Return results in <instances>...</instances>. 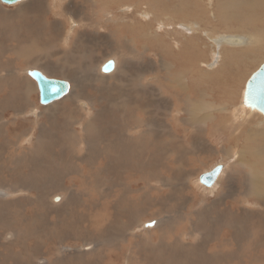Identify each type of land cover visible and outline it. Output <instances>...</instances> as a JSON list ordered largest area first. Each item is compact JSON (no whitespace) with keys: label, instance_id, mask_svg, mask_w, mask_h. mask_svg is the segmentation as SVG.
Wrapping results in <instances>:
<instances>
[{"label":"rangeland","instance_id":"374dc122","mask_svg":"<svg viewBox=\"0 0 264 264\" xmlns=\"http://www.w3.org/2000/svg\"><path fill=\"white\" fill-rule=\"evenodd\" d=\"M0 17V73L14 72L0 88V189L10 193L0 199V264L40 258L45 264H230L251 245L253 254L264 252V205L242 194L243 166L227 171L235 163L228 160L227 140L246 118L254 125L264 120L243 105L246 83L264 63V0H27L0 3ZM33 43L30 58L17 55L19 46ZM115 58L111 75L98 73ZM31 68L70 82L86 110L73 101L59 105L64 100L42 106L36 82L25 73ZM196 109L212 117L213 133L203 123H187ZM95 110L96 122L87 126ZM65 124L81 135L91 130L90 144L63 153ZM161 144L172 158L155 157ZM35 161L49 168L51 179L38 169L26 177ZM218 165L227 174L207 188L199 178ZM132 173L139 181L135 201L129 198ZM160 173L186 190L165 186ZM56 195L63 199L58 207ZM29 209L37 213L29 217ZM157 221L159 228L148 227ZM224 223L237 230L230 256L216 247ZM253 264L264 260L256 256Z\"/></svg>","mask_w":264,"mask_h":264},{"label":"bare ground","instance_id":"6f19581e","mask_svg":"<svg viewBox=\"0 0 264 264\" xmlns=\"http://www.w3.org/2000/svg\"><path fill=\"white\" fill-rule=\"evenodd\" d=\"M25 1L27 0H23L17 4H14V5H10L11 7H14V6H17V5H21L23 4ZM90 1V0H89ZM107 1V0H105ZM144 1V0H143ZM147 1V0H146ZM138 2V1H137ZM150 2V1H149ZM157 2V1H156ZM1 4H3L1 1H0ZM114 3V2H112ZM159 3V2H158ZM105 4V3H103ZM148 5H150L149 3H147ZM162 3H160L161 5ZM5 5V4H3ZM126 5V4H125ZM124 5V6H125ZM130 5V4H129ZM147 5V6H148ZM167 5V4H166ZM6 6H9V5H6ZM135 6V4H134ZM138 6V5H137ZM168 7V6H167ZM3 8V7H2ZM120 8V7H119ZM124 8H131L130 6L128 7H124ZM137 8V7H136ZM166 8V7H165ZM118 9V8H117ZM4 10V9H3ZM8 10V9H7ZM6 10V11H7ZM121 10V9H120ZM123 10V8H122ZM145 12H146V8L144 9ZM143 10V11H144ZM44 11V10H43ZM39 12V11H38ZM194 12V11H193ZM43 13V12H42ZM46 13V12H45ZM106 13V12H105ZM196 13V12H195ZM171 14V13H170ZM47 15V14H46ZM45 15V16H46ZM109 15V14H108ZM111 15V14H110ZM144 17H147L149 16V14H143ZM195 16V15H194ZM25 17V16H24ZM108 17V16H106ZM112 17V16H111ZM114 17V16H113ZM1 18V17H0ZM111 19V18H110ZM196 19V18H195ZM202 19V18H201ZM40 21V20H39ZM106 21V20H105ZM109 21V20H108ZM111 21V20H110ZM120 21V20H118ZM151 21V19H150ZM116 22V21H115ZM123 22V21H122ZM208 22V21H207ZM84 23V22H83ZM76 24V23H75ZM197 24V23H196ZM139 25V24H138ZM145 25V24H144ZM183 25V24H182ZM189 26V25H188ZM73 27V26H72ZM142 27V26H141ZM195 27V26H194ZM198 27V26H197ZM69 31H70V28H68ZM196 29V28H195ZM253 29V28H252ZM193 30V29H192ZM194 31V30H193ZM11 32V31H10ZM16 32V31H15ZM156 32V31H155ZM18 33V32H16ZM70 33V32H69ZM11 34H14V32H11ZM144 34V33H143ZM213 34V33H212ZM155 35V34H154ZM46 37V36H45ZM52 37V36H51ZM147 38V37H146ZM18 39V38H17ZM47 39V37H46ZM50 39V38H49ZM53 39V38H52ZM156 39V38H154ZM38 40V39H37ZM234 39L233 38H228L226 41L227 43H231V42H234L233 41ZM9 41V40H8ZM127 41V40H126ZM252 41V39L250 40ZM159 42V41H158ZM239 43H241V41L239 40L238 41ZM54 43V42H53ZM250 43V42H249ZM37 44V43H36ZM35 43H33L31 46L28 45L26 46L25 48L19 46V50L17 52V55H22V56H25V57H29L30 56V51L36 47ZM55 44V43H54ZM36 45V46H35ZM47 45V44H46ZM180 45V44H179ZM186 45V44H185ZM197 45V43H196ZM227 45V44H226ZM225 45V46H226ZM250 45V44H249ZM25 46V45H24ZM188 46V45H187ZM186 46V47H187ZM218 47H223L224 44L222 45H217ZM41 47V46H40ZM50 47V45H49ZM189 47V46H188ZM18 48V46H17ZM48 48V46H47ZM55 48V47H54ZM57 48V47H56ZM196 48V46H195ZM24 49V51H23ZM35 49V48H34ZM221 49V48H220ZM219 49V50H220ZM17 50V49H16ZM55 50V49H54ZM246 50V49H245ZM34 51V50H33ZM203 51V50H201ZM241 52V51H240ZM37 53V52H35ZM223 55V54H222ZM120 56V55H119ZM30 58V57H29ZM198 58V57H197ZM227 58V57H226ZM190 59V58H188ZM195 61V59H192ZM109 61H113L114 62V70L116 69V65L118 64L119 65V59L117 60V58H115L114 60H109ZM108 61V62H109ZM37 62V61H35ZM192 62V61H191ZM190 62V64H191ZM20 64V63H19ZM104 65V64H103ZM102 65V66H103ZM118 67V66H117ZM103 67H100V71L98 73H101V70H102ZM192 68V67H191ZM198 69V68H197ZM258 69V68H257ZM30 71L31 70H35L33 68L29 69ZM28 69L25 71V73L27 71H29ZM202 70V69H201ZM15 71V70H14ZM23 71V70H22ZM112 71V72H113ZM112 72H110L112 74ZM188 72V71H187ZM202 72V71H201ZM5 73L6 76H3L2 74ZM105 73V72H104ZM110 73H107V74H110ZM186 73V72H185ZM17 74V73H16ZM106 74V73H105ZM110 74V75H111ZM18 75V74H17ZM185 75V74H184ZM203 75V74H202ZM14 76V72L12 69H8V68H4L2 70V72L0 73V88H3L4 86H8L10 85L11 83V80ZM108 76V75H107ZM201 76V75H200ZM22 77V76H21ZM20 77V78H21ZM30 77V76H29ZM104 80V77L103 76H96L95 77V80ZM21 80V79H20ZM70 83V82H69ZM71 85V83H70ZM186 87V85H185ZM189 87V86H188ZM5 89H9L7 87H5ZM190 89V88H189ZM72 86H71V89H70V92L67 94V96H65L63 99L61 100H64L62 101L61 103H59V105H63V104H67L71 101H73L77 106H79L81 109H85L86 107H88L87 104H85V102H78L79 100L78 99H75L73 98L72 96ZM213 95V94H212ZM205 96V95H204ZM177 97V96H176ZM188 97L189 99L187 100V102H189V104L191 106H194L196 104V102L192 99L193 96L191 95V93H188ZM58 102V101H57ZM207 102V101H206ZM56 103V102H55ZM54 103L50 104V105H53ZM244 105V103H243ZM49 106V105H48ZM245 106V105H244ZM246 107V106H245ZM55 108V106L53 107H50V110L52 111V109ZM247 108V107H246ZM86 110V109H85ZM250 112H258V111H252L251 109H249ZM84 112V111H83ZM246 109L245 108H242V113L248 115L246 113ZM200 109H196V111L194 110H191V112L188 114L187 118V123L191 124L192 126L196 127V128H199L200 127V123H203L205 124V127H206V132L208 134H211L213 133V131H215V124L211 122H209L211 120V116H207V117H202L200 115ZM260 113V112H258ZM82 114V113H81ZM250 114V113H249ZM261 114V113H260ZM18 115V114H17ZM16 115V116H17ZM97 115H98V111L95 110V114H94V117L92 120L88 121L87 123V126H93L94 123L96 122V118H97ZM242 115V114H241ZM262 115V114H261ZM15 116V117H16ZM71 116V115H70ZM234 116V115H233ZM249 116V115H248ZM263 116V115H262ZM12 117V116H11ZM91 117V116H90ZM251 118V117H250ZM250 118H246L245 120H243L242 122V126L240 127V129L237 131L236 135L235 136H231V138H229L227 140V147L230 148V150H232V152H230V158L228 160H232V159H235V163H231L230 165H228V169L227 171H230L231 167L237 163V165H241L245 168V171L243 172V175L244 177L241 179V183L243 184V186L245 187L244 188V191L242 194H244L245 196H252V197H257V200L264 205V125L262 123H264V120L261 121L260 123H258L257 125H254L253 121L250 119ZM264 118V116H263ZM13 119V118H12ZM16 119V118H15ZM20 119V118H19ZM231 119V118H229ZM253 119V118H252ZM81 120V119H80ZM1 121V120H0ZM24 121V119H23ZM227 121L229 122V120L227 119ZM257 121V120H256ZM178 122V120H177ZM209 122V123H208ZM70 123V122H69ZM68 123V124H69ZM74 123V122H73ZM76 123V121H75ZM80 123V122H79ZM83 123V122H81ZM224 123V120L222 121L221 120V123H219L217 125V127L219 129L222 130V125ZM5 124H8V123H5ZM209 124H211L212 128L209 127ZM177 125V124H176ZM23 126V125H22ZM29 126V125H28ZM86 126V127H87ZM128 128H126L125 130H123L122 134H125L127 133V131L131 128L128 124L126 125ZM1 128H3V125L0 126ZM70 127V126H69ZM69 127H66V124L63 126V132L60 136V145H61V150L62 152H69L70 150H73V149H76L77 146H79L80 148L81 147V144L82 143H86L87 144H90V139H91V136L93 134V132L91 130H86L85 131V134H80V133H77L76 132V129L75 127L72 125L71 128ZM80 127V125H79ZM136 127H138V125H136ZM31 128V127H30ZM142 128V127H141ZM214 128V129H213ZM6 129V127H5ZM27 129V127H26ZM32 129V128H31ZM136 129V128H135ZM213 129V130H212ZM1 130V129H0ZM7 130V129H6ZM24 130V129H23ZM143 130V129H142ZM31 131V130H30ZM99 131V130H98ZM16 134V133H15ZM5 135V133H4ZM26 136V135H25ZM87 136V137H86ZM142 137V136H141ZM144 137V136H143ZM14 138V137H13ZM21 139V138H20ZM57 140V139H56ZM21 141V140H20ZM35 141V140H34ZM5 142V140H4ZM100 142L102 144H106L107 142V136L103 135L100 139ZM3 143V142H2ZM7 143V142H6ZM18 143V142H17ZM16 143V144H17ZM22 144V143H21ZM7 145V144H6ZM19 145V144H18ZM162 145V144H161ZM5 146V145H4ZM34 146V145H33ZM89 146V145H88ZM163 147H160L158 146L157 147V150H155V157L156 158H159L161 155H166L165 158H172V155L169 154V150H168V147L166 145H162ZM1 147V146H0ZM32 147V146H31ZM5 148V147H4ZM15 148V147H14ZM28 148V147H27ZM33 148V147H32ZM94 148V147H92ZM106 148H108V145L106 144ZM86 149V148H85ZM112 149H115V147H113ZM19 150V149H18ZM29 150V149H28ZM43 142L41 141V139L38 138V144H37V147L35 149V152L37 153H42L43 152ZM94 150V149H93ZM90 151V150H89ZM5 152V150H4ZM12 152V150H11ZM23 152V151H22ZM78 151H77V155H78ZM25 154V153H24ZM84 154V151L83 153ZM17 155V154H16ZM91 155H92V152H91ZM100 156V155H99ZM20 157V156H19ZM18 158V157H17ZM39 158V157H37ZM79 160V157H73V160ZM21 160V159H20ZM70 160H72L70 158ZM42 161V160H41ZM82 161V159H81ZM104 161V160H103ZM20 162V161H19ZM43 162V161H42ZM1 163V162H0ZM9 163V162H8ZM46 163V162H45ZM55 163V162H54ZM83 163V162H82ZM159 165V164H158ZM226 165V166H227ZM2 166V165H1ZM224 166V167H226ZM11 169V168H10ZM41 170V173L43 175V179L45 178H49L51 179V174L49 172V168L43 164H41L40 162H37L35 161L34 162V168H27L26 170V177L28 178H34V175L32 173H34L36 170ZM224 170V168H223ZM222 170V174H227V171H223ZM232 171H236L235 168L232 169ZM39 172V171H38ZM57 172V171H56ZM55 172V173H56ZM3 173V172H2ZM9 173V172H8ZM11 173V172H10ZM166 173V172H165ZM12 175V174H11ZM19 175V174H18ZM221 175V174H220ZM13 176V175H12ZM160 176H161V182L162 183H165V186L167 187H170V188H177L178 190L182 191V190H186V188L182 185V182L179 184H176L175 182L171 181L169 178L167 177H164L163 174L160 173ZM6 178L8 177V175L5 176ZM153 177V176H152ZM201 177V176H200ZM220 177V176H219ZM130 185H131V189H132V193L131 195L129 196V198H131V201H135L137 199V196H138V192H136L135 188L136 185H137V182L139 183V181L137 180V175L135 173H132L130 174L128 177H127ZM151 180V179H150ZM159 180V178L157 179ZM219 180V178H218ZM172 183V185H171ZM218 183V181L214 184L216 185ZM186 185V184H185ZM105 186V185H103ZM100 187V186H99ZM102 187V186H101ZM212 187V186H211ZM208 188V187H207ZM206 188V189H207ZM106 189V188H104ZM188 190V189H187ZM172 194V193H171ZM9 195L10 193L8 194L7 191L3 190V189H0V199H8L9 198ZM52 195V194H51ZM173 195V194H172ZM167 196V195H166ZM57 198V199H56ZM53 200V206L54 207H58L61 205V202H62V196L60 195H56V196H53L52 198ZM57 200V201H56ZM60 201V202H59ZM57 202H59V204H57ZM136 204V203H135ZM114 205V204H113ZM139 205V204H138ZM213 207V206H212ZM106 208L107 210H109V204L107 203L106 204ZM232 210V208H229ZM208 210V209H207ZM258 211V210H257ZM37 213V210L36 209H29L26 211V215H28L29 217H33L34 214ZM204 216V215H203ZM107 217V216H106ZM158 220V219H157ZM160 220V219H159ZM158 220V221H159ZM157 222H151L149 223V226L148 227H153L155 226V224L157 223V226L159 228V224L160 222L158 223ZM162 221V220H161ZM196 223V222H195ZM195 225V224H194ZM198 227V226H197ZM194 228V227H193ZM196 228V226H195ZM198 229V228H196ZM221 229H222V234L218 240V243L216 244V247L221 249L223 251V253L227 256H230V255H233L234 253L230 250H233L235 248V241H237L234 237L235 233L237 232L236 230V226L235 225H230L229 223H224L222 226H221ZM194 230V229H193ZM153 231V230H152ZM199 233V229L197 231ZM8 236V235H7ZM205 237V236H204ZM134 240V239H133ZM7 241V240H6ZM130 242V241H129ZM214 242V241H213ZM151 243V242H150ZM131 244V243H130ZM133 244V243H132ZM238 244V243H237ZM30 245V244H28ZM31 246V245H30ZM29 246V247H30ZM62 246V245H61ZM130 246V245H129ZM1 248L4 247V245H0ZM32 247V246H31ZM63 248H65V246H62ZM128 247V246H127ZM238 247V246H237ZM253 246L251 245L250 246V253H247L245 252L244 253V257L243 258H240L238 261H230L229 263L230 264H253L255 262V257L258 256V258H261L264 260V252L263 251H258L257 253L253 254V249L255 248H252ZM33 249H35L36 247H32ZM132 248V247H131ZM130 248V249H131ZM243 248V247H242ZM6 251H8L10 249V246H6L4 248ZM92 249V248H91ZM244 249V248H243ZM246 249V247H245ZM126 250V249H125ZM59 251L61 252L62 251V248L59 249ZM237 251V250H236ZM3 252V251H2ZM4 254H6L4 252ZM218 255V253H217ZM37 255L34 254V259H37ZM46 263V259L44 258H40L37 260V264H45Z\"/></svg>","mask_w":264,"mask_h":264},{"label":"water","instance_id":"95a60500","mask_svg":"<svg viewBox=\"0 0 264 264\" xmlns=\"http://www.w3.org/2000/svg\"><path fill=\"white\" fill-rule=\"evenodd\" d=\"M5 5H14L23 0H0ZM114 62L109 61L103 65L102 71L110 73L114 70ZM29 75L37 84L39 91V102L42 106H47L63 99L70 92L71 85L66 80L50 78L40 70H29ZM244 105L252 111H258L264 116V63L254 72L246 83L244 95ZM222 165L216 166L209 172L204 173L199 178L201 184L213 186L221 172ZM57 199V198H56Z\"/></svg>","mask_w":264,"mask_h":264}]
</instances>
